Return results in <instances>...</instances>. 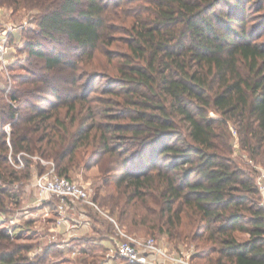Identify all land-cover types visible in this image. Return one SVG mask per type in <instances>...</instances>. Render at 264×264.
I'll list each match as a JSON object with an SVG mask.
<instances>
[{
    "label": "trees",
    "instance_id": "trees-1",
    "mask_svg": "<svg viewBox=\"0 0 264 264\" xmlns=\"http://www.w3.org/2000/svg\"><path fill=\"white\" fill-rule=\"evenodd\" d=\"M120 1L114 10L103 0H0L36 29L25 42L32 68L13 79L18 85L0 104V213L18 202L14 186L47 171L27 158L17 170L10 154L53 161L69 179L90 148L88 168L98 164L104 177L119 173L113 183L124 188L122 225L131 219L129 228L165 227L178 239L186 217L195 231L185 238L208 245L198 259L264 264L257 172L234 158L231 130L249 159L264 166V0H127L122 8ZM132 2L138 5L129 9ZM253 6L261 22L254 29ZM117 32L126 47L119 63L107 51ZM104 50L108 62L97 69ZM99 79L108 84L95 88ZM46 101L51 109L41 106ZM121 199L95 195L113 214ZM95 222L105 231L84 238L85 264L106 252L114 233L111 221ZM237 233L249 239L240 242ZM32 247L0 230V264H45L55 253L50 247L31 260Z\"/></svg>",
    "mask_w": 264,
    "mask_h": 264
},
{
    "label": "rangeland",
    "instance_id": "rangeland-1",
    "mask_svg": "<svg viewBox=\"0 0 264 264\" xmlns=\"http://www.w3.org/2000/svg\"><path fill=\"white\" fill-rule=\"evenodd\" d=\"M105 3L111 5V8L116 10V5L119 0H103ZM127 0L120 1L121 8L125 6L127 3ZM136 2L128 3L127 6L129 9L136 8L137 7ZM254 6L250 7L248 10L250 16V25L254 28L260 27L261 22L258 20V17L255 13ZM36 30L35 26L33 24L28 23L27 17H24L23 14L18 13L12 16L11 11L6 7H0V36H7L8 38V46L9 50L6 55V62H0V104H3L6 102V94L8 91L13 88V86H17V83H13V79L17 77L20 74H25L26 70H29V64L32 61L35 60V58L29 59V54L25 46L26 37H28L30 34H28V30ZM124 37L125 35L123 33H115V43L112 47L108 48V53H110V57L115 59V62L119 63L121 62L120 56L124 54L126 47L124 44ZM123 40V41H121ZM106 51L101 52L97 54V60L98 65L97 69H102L104 64L106 65L108 60L106 58ZM51 54V53H49ZM107 67V66H105ZM86 70H92L93 68L91 66H86ZM108 82L102 79H99L95 83V88L99 86L107 85ZM5 93H2L4 92ZM7 91V92H6ZM8 102V100H7ZM52 103H56L57 101L52 99ZM51 102H42L41 106L51 109L53 106ZM63 111V110H62ZM210 116L212 118H219V115H217L215 112H211ZM6 130L10 131V128L7 126ZM232 134L234 135L233 145H234V158L241 164V166L245 170H256V181L259 177L261 170L264 171V166L256 163L253 160H250L247 153L243 152L240 147L239 138L236 133L235 128L231 127ZM9 141V140H8ZM128 144H126V149L128 148ZM85 155V162L80 161L78 167H74L73 170L70 173V180L74 182H79L83 185L90 186L92 189V195L95 198L96 192L100 196L109 197L110 195H116L120 196L121 202L120 206L118 207L117 212L114 214L111 212L110 207L103 206L98 201H96L97 205L103 211L108 217L100 214L93 208H86V213L88 214V220L89 223L87 224L88 227H90V232H86L81 235H77L76 238H67L62 237L60 234L55 232L56 227V213L54 211V201H51V206L47 208L48 211L45 210V206L37 207L34 205L33 199L35 198L34 193L35 189L33 186L34 177L36 174V171L34 170V175L30 181H24L23 183H19L16 186H14V190L12 191L13 194H16L19 197L18 202L15 201L14 203L8 205V209L4 213H0V230H3L5 232H9L10 236H12L13 240L20 245L27 246L32 245V250L29 251L27 256L31 260H35L39 256H42L46 249L53 247L54 252L51 254V257L49 258V261L45 264H85L82 259L83 256L81 255L83 248H89L87 243H84V238L88 236L93 237H99L98 230L104 232L105 226L102 223L95 222V217L102 220H107L108 222L111 221L109 217H111L118 225L119 227L128 233L129 235L136 236L139 238H155L162 246L168 248L172 253H188L191 256V260L194 264H208V261L205 259H198V254L201 253L203 249H205L208 245L205 242V239L200 240H191L188 238H185L186 234H190L195 231V227H188V221L187 218L184 217L182 220V225L179 226L180 232L184 233L182 234L181 238H171L167 232H164L166 228L164 227L162 229V232L159 231V229L156 230H149L146 225H140L137 224L136 226H131L129 228L128 224H130V220L126 222V225H122L119 221L120 213L124 209L125 205V196L120 195L124 188H118L115 186L114 179L115 176L119 173L115 172L113 173V176L111 177H104L103 173L101 171V168L98 164L93 165L91 168H88V164L92 160V152L91 149H87ZM21 156L24 165L25 164V158L31 159L34 163H39L42 167L47 168L49 165H45L40 161V158L38 155L35 156H29L26 153H20L17 156L18 158ZM13 161L14 157L12 154H10ZM40 158V159H36ZM45 160V159H43ZM48 161V160H45ZM53 162V161H48ZM89 162V163H88ZM54 163V162H53ZM130 163H133V159H130ZM129 163V166L131 165ZM55 164V163H54ZM134 164V163H133ZM56 166V164H55ZM14 167V166H13ZM25 167L21 170H25ZM20 170V169H17ZM115 175V176H114ZM118 176V175H117ZM116 176V177H117ZM112 178V179H111ZM105 180V181H104ZM108 180V181H106ZM134 204V203H132ZM127 212L130 215L129 218H132V215L136 213V208L134 205H129L127 208ZM26 225H29L27 227ZM85 225V226H87ZM114 230L115 232V224ZM178 232V231H177ZM114 234V233H113ZM237 238L240 242H245L249 239L248 234L244 233H237ZM69 244L70 247L67 246ZM84 246V247H83ZM179 247V249H178ZM78 250L79 253L76 255L72 254V251ZM57 252V253H56ZM59 253V254H58ZM92 255L89 254L87 256L88 261L92 260ZM94 261L96 264H105V253H99L95 256ZM93 263V264H95ZM114 264H127L124 260H118Z\"/></svg>",
    "mask_w": 264,
    "mask_h": 264
},
{
    "label": "built area",
    "instance_id": "built-area-1",
    "mask_svg": "<svg viewBox=\"0 0 264 264\" xmlns=\"http://www.w3.org/2000/svg\"><path fill=\"white\" fill-rule=\"evenodd\" d=\"M8 44L7 36H0V62H6L5 58L9 50ZM21 156L23 155L21 154L15 162L10 156L12 165L20 170L25 167ZM40 161L46 166L49 165V167L45 173L37 174L34 177L35 203L37 207L45 206V210L48 211L47 208L51 206V201H54L56 233L62 237L76 238L77 230L89 223L86 208H93L108 217L97 205L90 186L61 177L57 174L53 162L43 159H40ZM257 187L261 195V205L264 207L263 170L257 178ZM109 219L115 224L116 228L111 237L110 245L105 252V264H114L121 259L127 264H194L188 253H172L152 237L139 238L129 235L111 217ZM67 246L70 247L69 244ZM78 253V250L72 251L73 255Z\"/></svg>",
    "mask_w": 264,
    "mask_h": 264
},
{
    "label": "crops",
    "instance_id": "crops-1",
    "mask_svg": "<svg viewBox=\"0 0 264 264\" xmlns=\"http://www.w3.org/2000/svg\"><path fill=\"white\" fill-rule=\"evenodd\" d=\"M34 196H35V193H34ZM33 201H34V205L36 206V198H34L33 199ZM90 227H88V225L87 226H84L83 228H81V229H79V230H77V232H76V234L77 235H81V234H84V233H86V232H90ZM113 236V235H112ZM111 242V241H110ZM105 245L107 244V241L106 242H103ZM108 246L110 245V243L109 244H107ZM107 246V247H108Z\"/></svg>",
    "mask_w": 264,
    "mask_h": 264
}]
</instances>
